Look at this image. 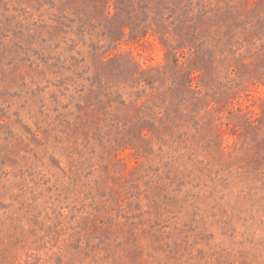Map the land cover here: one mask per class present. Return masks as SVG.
Returning a JSON list of instances; mask_svg holds the SVG:
<instances>
[{"label":"rangeland","instance_id":"1","mask_svg":"<svg viewBox=\"0 0 264 264\" xmlns=\"http://www.w3.org/2000/svg\"><path fill=\"white\" fill-rule=\"evenodd\" d=\"M0 264H264V0H0Z\"/></svg>","mask_w":264,"mask_h":264}]
</instances>
